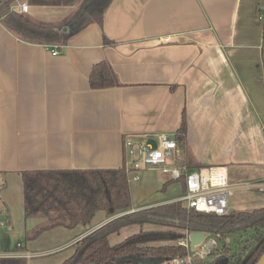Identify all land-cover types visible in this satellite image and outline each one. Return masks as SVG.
I'll return each instance as SVG.
<instances>
[{
  "label": "crops",
  "instance_id": "obj_1",
  "mask_svg": "<svg viewBox=\"0 0 264 264\" xmlns=\"http://www.w3.org/2000/svg\"><path fill=\"white\" fill-rule=\"evenodd\" d=\"M33 1L13 0L10 10L26 3L47 22L75 11ZM263 10L264 0H111L101 28L88 24L57 47L20 39L0 16V219L10 227L0 232V258L61 264L75 242L116 216L98 211L87 225L27 239L41 219L24 215L23 171L124 165L130 190L135 183V191L161 193H144L132 210L178 200L182 181L177 190L170 177L149 174L155 169L135 168L123 142L175 136L183 111L182 161L225 168L229 212L264 207ZM99 62L120 85L90 88Z\"/></svg>",
  "mask_w": 264,
  "mask_h": 264
},
{
  "label": "trees",
  "instance_id": "obj_2",
  "mask_svg": "<svg viewBox=\"0 0 264 264\" xmlns=\"http://www.w3.org/2000/svg\"><path fill=\"white\" fill-rule=\"evenodd\" d=\"M13 0H0L2 22L20 39L38 44L63 45L68 37L88 24L102 27L103 13L111 0H85L75 11L59 21L47 22L27 13L10 10ZM37 3L36 0L33 1ZM261 17V19H259ZM262 20L264 36V10ZM90 88L120 85L107 62L95 64L88 78ZM186 133L185 113L174 138L183 143ZM202 166H198L200 168ZM25 217L40 218L26 231L34 239L54 227L73 228L87 225L98 211L114 217L73 244L74 253L61 264H155L163 259L185 254L174 244L184 232L253 231V243L237 264H254L264 251V207L231 211L226 215L199 212L181 206L180 201L131 210L130 190L125 166L114 169L28 170L21 172ZM165 188V185L162 189ZM183 189V187H182ZM126 212V213H125ZM145 223L176 227L178 230H143L116 244L109 236L122 227ZM229 248H216L214 258L198 264H228ZM0 264H25L22 258H0Z\"/></svg>",
  "mask_w": 264,
  "mask_h": 264
},
{
  "label": "built area",
  "instance_id": "obj_3",
  "mask_svg": "<svg viewBox=\"0 0 264 264\" xmlns=\"http://www.w3.org/2000/svg\"><path fill=\"white\" fill-rule=\"evenodd\" d=\"M19 11L27 13L28 5L19 4ZM164 40L168 41L169 37ZM56 47L53 52L57 51ZM123 146L125 156L130 158L135 168L161 170L169 174L172 180H181L183 191L176 201H180L185 208L219 216L229 212V182L224 167L190 168L178 156L177 140L166 133L146 136L142 140L126 138ZM133 179H137V176ZM7 225L5 219H0V228ZM189 233L185 231L184 236L175 241L176 245L185 249L184 255L163 259L155 264H198L199 261L214 258L219 241L223 244L231 243L228 232H207L199 244L191 247Z\"/></svg>",
  "mask_w": 264,
  "mask_h": 264
},
{
  "label": "rangeland",
  "instance_id": "obj_4",
  "mask_svg": "<svg viewBox=\"0 0 264 264\" xmlns=\"http://www.w3.org/2000/svg\"><path fill=\"white\" fill-rule=\"evenodd\" d=\"M31 1V0H30ZM46 3L49 4H71L75 6V9L79 7V5L85 1V0H42ZM28 14V13H27ZM156 171H151V173L149 174H154L155 176H157L158 178L162 179V178H168L170 177L169 174L167 173H163L161 170H157ZM171 178V177H170ZM135 183H132L131 186V190H130V200H131V204H136L137 199H140L142 197L146 196H160L161 193L156 192V188L154 187H150L149 186V190H145L143 189L142 192H140L139 190H133L132 186H134ZM174 186L178 187L177 190L179 189V184L180 181L179 180H174L173 181ZM129 185V184H128ZM181 185V184H180ZM1 193V192H0ZM145 193V195L143 196V194ZM149 193V194H148ZM182 193V192H181ZM180 193V194H181ZM5 205L3 204L1 198H0V216L5 214ZM181 206H183V204L181 203ZM184 207V206H183ZM132 211V208L131 210ZM126 213V212H125ZM124 213H119L117 214L115 217L120 216ZM114 218V217H113ZM96 219V215L94 216L93 220ZM4 229H6L7 231H9L10 227L7 225L6 227L0 228V232L3 231ZM140 229L143 230H178V228L176 227H169V226H164V225H155V224H149V223H145L142 226L138 225V224H132V225H127L122 227L118 232H115L113 234H111L109 236V243L110 244H116L120 241H122L124 238H126L127 236L138 232ZM5 230V231H6ZM230 235L231 238V243L230 244H223L221 241H219L218 243V247H222L223 245L227 246L229 248V263L228 264H237L238 259L241 260L245 257V255L247 254V252L249 251L250 247L252 246L253 243V231L251 229L247 230L246 232H244L243 236L240 238L239 234L236 232H231L228 233ZM7 236V234H5V237ZM11 239L8 238V241H10ZM166 244H175V242H165ZM217 247V248H218Z\"/></svg>",
  "mask_w": 264,
  "mask_h": 264
},
{
  "label": "water",
  "instance_id": "obj_5",
  "mask_svg": "<svg viewBox=\"0 0 264 264\" xmlns=\"http://www.w3.org/2000/svg\"><path fill=\"white\" fill-rule=\"evenodd\" d=\"M262 61H263V68H264V43H263V50H262ZM133 211V210H132ZM205 231H192L189 233V239L191 243V247H194L195 245L199 244L202 239L206 236ZM254 264H264V251L261 253V255L258 257L256 262Z\"/></svg>",
  "mask_w": 264,
  "mask_h": 264
}]
</instances>
